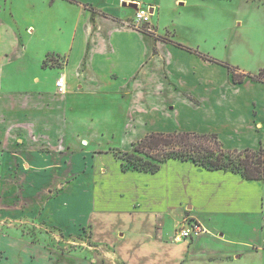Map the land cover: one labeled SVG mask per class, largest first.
I'll use <instances>...</instances> for the list:
<instances>
[{
    "label": "crops",
    "instance_id": "obj_1",
    "mask_svg": "<svg viewBox=\"0 0 264 264\" xmlns=\"http://www.w3.org/2000/svg\"><path fill=\"white\" fill-rule=\"evenodd\" d=\"M73 1H50L49 8L55 5L57 11L72 12L75 18L64 17L57 23L55 30L63 33L61 44L56 40L58 47L42 60H29L21 32L0 17V160H11L10 168L19 166L23 180L33 188L49 184L51 175L46 170H83L85 195L90 202L94 201L93 186L115 197L129 196L135 214L152 218L151 226L141 230L147 244L110 246L97 241L106 250L110 264H161L157 260L159 250L166 256L164 264L180 261L182 255L169 250L179 247L180 253L183 249L186 255L190 253L189 243L176 242L173 236L186 221L184 225L198 223L205 230L202 236H210L212 241L207 242L216 251L208 253L200 244L194 249L208 253L210 261L235 264L244 259L247 263L256 256L254 264H262L264 244L257 231L250 244H243L232 235L220 233V226L212 228L214 232L206 228L198 212L203 208L210 211L211 207L224 214V221L228 220L227 213L258 214L264 181H248L229 171H207L190 161L175 159L161 164L153 174L122 171L121 161L110 149L131 151L133 143L151 133L180 131L216 134L227 150H258L264 142V83L250 78L234 83L225 67L162 40L153 20L160 10L155 2L102 0L96 5L93 0ZM129 2L150 9L147 30L135 28L134 14L119 4L129 8ZM27 29L32 30L29 34L36 32L33 26ZM47 57L64 62H47ZM12 64L23 67L17 69L23 73L32 71L27 69L31 65L37 67L34 70L42 76L33 79V92H6L9 85L4 88V72L10 71ZM60 78L64 81L61 92L55 86ZM65 153L82 155L78 161H68ZM33 188L25 197L34 195ZM172 196L183 206V217L176 223L167 212ZM199 200L204 207L199 206ZM144 206L150 208L148 213L141 212ZM155 206L159 208L153 210ZM166 226L171 227L169 231ZM89 236L92 241L91 232ZM217 237L226 240L227 246L218 245ZM9 238L26 248L24 264H75L67 258L70 254H60L43 237L40 243L17 234ZM234 244L240 245L239 253ZM42 251L44 256L39 261L29 256ZM93 261L89 264H107L98 257Z\"/></svg>",
    "mask_w": 264,
    "mask_h": 264
},
{
    "label": "rangeland",
    "instance_id": "obj_2",
    "mask_svg": "<svg viewBox=\"0 0 264 264\" xmlns=\"http://www.w3.org/2000/svg\"><path fill=\"white\" fill-rule=\"evenodd\" d=\"M50 1L0 0V17L9 22L16 31L21 32L22 44L25 45L29 60H42L47 52H53L56 45L58 47L61 44L63 35L62 32L55 30L58 28L57 23L65 18H75L72 12L63 14L61 10L57 11L55 5L49 8ZM100 1L102 0H93L96 5ZM148 1L159 5L160 10L153 15V20L157 26V34L163 38L165 36V39L171 42L197 51V55L202 53L200 56L208 61L213 59L236 68L241 74L264 69V0H147L146 3ZM129 3V8H125L122 3L119 4L121 8L134 14L135 10L130 7L135 6V3ZM85 6L89 7L87 4ZM28 26L35 27L36 32L29 34ZM187 52L190 53V51ZM46 61H53L56 64L64 62L59 59L56 61L54 57H47ZM9 69L10 71L4 72L6 79L4 88L9 85L6 92H33L35 90L33 79L42 76L34 70L37 69L35 65L27 68L32 70L29 73L17 71V69L24 68L16 64H12ZM54 71L58 73V69ZM43 77L46 78V76ZM114 150L122 151L119 148H111L110 152L113 154ZM81 155L65 153L64 157L68 161H78ZM12 156L15 155L12 154ZM54 156L59 157L60 155L54 154ZM10 166H12L11 160L8 163H4L3 159L0 160V264H24V259L28 257L26 248L22 249L16 243L17 240H10L9 237L14 234L19 237L26 236L33 243H40L43 237L45 243L57 249L60 254H70L67 258L75 264L94 263L93 258L97 257L104 263L110 264L104 255L106 250L101 248V245L96 243L97 241L110 246L111 243L118 246L122 243L127 246L136 245L139 242L147 244L146 235L141 230L151 226L152 218L147 217L146 214H135L136 211L131 207L132 202L128 199L129 196L115 197L93 186L91 190L94 193V201L90 202L89 197L85 195L83 170H46L52 176H49L47 181L49 184L40 186L39 189L33 188V185L26 184L29 181L23 180L25 176L18 168L19 166L17 168H10ZM115 166L116 164H111V168ZM29 188L35 189V193L31 197H25ZM252 192L253 196L257 195V190L253 187ZM151 193H153L152 190ZM260 197L258 214L242 215L239 213L235 216L236 214L227 213L228 220L224 221V214L214 211L211 207L210 211L203 208L199 210L202 212L198 213L201 214L203 224H206V228L211 229L212 232L215 230L212 228L220 226V233L232 235L239 242L248 245L256 238L254 232L257 231L264 244V190ZM170 200L171 202L166 204L169 205L168 216L171 217L172 223H176L183 217V206L179 205L174 196ZM197 203L201 208L205 205L201 200ZM158 208L155 206L153 210ZM149 211L150 208L144 206L141 212L148 213ZM41 214H43V219H41ZM157 221L161 222L160 218ZM47 222L55 225L47 224ZM186 222H183V226L192 223L190 221L184 225ZM56 225H62L64 228ZM183 226H178L173 236H176ZM166 227L167 231L171 228ZM69 230L75 232L70 231V233ZM90 232L92 241L89 236ZM122 234L124 237L121 239ZM207 241H212L209 235H200L188 241L176 240V242H188L190 253L186 255L184 249L183 253H180L179 247L168 249L173 255H182L180 261L177 262L172 256V264H222L217 260L208 259V253H211L212 249L216 250ZM215 242L222 247L227 246V241L220 237H217ZM196 244H200L201 248H207L209 252L194 250ZM234 245L235 251L239 253L240 245ZM180 247L183 248V244ZM158 253L160 256L157 260L164 264L167 261L166 256L161 250ZM30 255L38 258V261L44 256L43 251L38 255ZM251 259L247 263L243 259L235 264H254L256 256H252Z\"/></svg>",
    "mask_w": 264,
    "mask_h": 264
},
{
    "label": "trees",
    "instance_id": "obj_3",
    "mask_svg": "<svg viewBox=\"0 0 264 264\" xmlns=\"http://www.w3.org/2000/svg\"><path fill=\"white\" fill-rule=\"evenodd\" d=\"M162 40L198 54L197 51H192L179 43L165 38ZM211 62L225 67L234 83H241L246 78L264 83V69H260L256 74H241L236 68L213 59ZM113 155L121 161L122 171L132 170L153 174L159 170L161 164L175 159L190 161L207 171H229L239 174L248 181H264V142L258 150H227L223 148L216 134L174 131L151 133L133 143L131 151L114 150Z\"/></svg>",
    "mask_w": 264,
    "mask_h": 264
},
{
    "label": "built area",
    "instance_id": "obj_4",
    "mask_svg": "<svg viewBox=\"0 0 264 264\" xmlns=\"http://www.w3.org/2000/svg\"><path fill=\"white\" fill-rule=\"evenodd\" d=\"M150 18H151V12L148 7L143 8L141 6H137V9L134 12L132 24L137 29L147 30V25L150 22ZM55 86L57 90L61 92L64 87L63 79L62 78L58 79L57 82L55 83ZM204 232L205 230L203 227H201L196 222H192L189 223L188 225L181 227L180 230L178 231V234L174 236V240L175 241L193 240L195 237L202 235Z\"/></svg>",
    "mask_w": 264,
    "mask_h": 264
},
{
    "label": "water",
    "instance_id": "obj_5",
    "mask_svg": "<svg viewBox=\"0 0 264 264\" xmlns=\"http://www.w3.org/2000/svg\"><path fill=\"white\" fill-rule=\"evenodd\" d=\"M131 4H133V3H131ZM130 8L133 9V10H136L137 9V4L135 6L131 5Z\"/></svg>",
    "mask_w": 264,
    "mask_h": 264
},
{
    "label": "bare ground",
    "instance_id": "obj_6",
    "mask_svg": "<svg viewBox=\"0 0 264 264\" xmlns=\"http://www.w3.org/2000/svg\"><path fill=\"white\" fill-rule=\"evenodd\" d=\"M124 5H125V4H124ZM126 5H129V4L126 3ZM29 33H32V30H30Z\"/></svg>",
    "mask_w": 264,
    "mask_h": 264
}]
</instances>
